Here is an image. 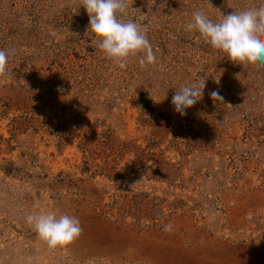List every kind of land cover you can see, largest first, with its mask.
I'll list each match as a JSON object with an SVG mask.
<instances>
[{
	"label": "rangeland",
	"instance_id": "374dc122",
	"mask_svg": "<svg viewBox=\"0 0 264 264\" xmlns=\"http://www.w3.org/2000/svg\"><path fill=\"white\" fill-rule=\"evenodd\" d=\"M126 3L153 65L108 59L79 0H0V264H264V64L185 31L260 0ZM49 211L79 238L49 249L27 223Z\"/></svg>",
	"mask_w": 264,
	"mask_h": 264
},
{
	"label": "clouds",
	"instance_id": "9594fccd",
	"mask_svg": "<svg viewBox=\"0 0 264 264\" xmlns=\"http://www.w3.org/2000/svg\"><path fill=\"white\" fill-rule=\"evenodd\" d=\"M79 2L89 17L86 31L93 33L98 48L108 59L114 60L120 69H126L130 57H138L141 68L156 63L146 30L135 19H123L127 16L126 0ZM185 31L198 33L204 43L225 53L232 62L264 64V0H260L258 6H248L227 15L222 14L218 22H214L202 10H196ZM8 57L9 53L0 49V77L8 75ZM205 87L206 79H200L175 91L171 101L175 112L185 115L186 109L203 98ZM209 96L213 102H223L218 91H210ZM27 223L34 227L38 238L49 249L71 244L83 231L78 219L67 214L57 218L55 211L29 214ZM171 228L172 225L167 224L164 231H170Z\"/></svg>",
	"mask_w": 264,
	"mask_h": 264
}]
</instances>
